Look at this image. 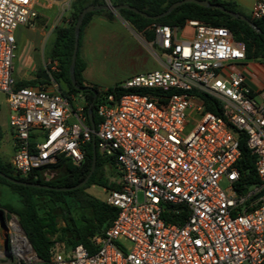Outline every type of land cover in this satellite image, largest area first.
Instances as JSON below:
<instances>
[{
    "label": "built area",
    "instance_id": "1",
    "mask_svg": "<svg viewBox=\"0 0 264 264\" xmlns=\"http://www.w3.org/2000/svg\"><path fill=\"white\" fill-rule=\"evenodd\" d=\"M34 1L0 0V94L11 167L49 180L60 157L82 161L93 133L116 185L103 189L117 210L110 225L90 238V248L55 250L48 264H264V194L254 199L264 190V87L253 90L246 80L244 44L228 28L199 20H187L191 34L181 38L180 27L152 25L146 46L159 68L117 85L131 91L102 94L92 131L84 104L56 83L15 87L14 30L31 23ZM262 17L264 0H256L250 18ZM204 98L219 112L206 110ZM241 134L258 183L243 184L236 166ZM0 213L7 244L0 257L37 262L16 216Z\"/></svg>",
    "mask_w": 264,
    "mask_h": 264
},
{
    "label": "trees",
    "instance_id": "2",
    "mask_svg": "<svg viewBox=\"0 0 264 264\" xmlns=\"http://www.w3.org/2000/svg\"><path fill=\"white\" fill-rule=\"evenodd\" d=\"M112 5L127 4L145 12L148 15H155L163 11L171 2L176 0H108ZM222 5L225 9L238 11L233 1L209 0ZM105 0H73L71 3L69 20L67 25L55 29V37L48 53L50 61L57 62V70L52 71L51 77L58 84L63 95L80 94L84 99V113L87 116V106L92 102V118L95 128L98 124L96 105L102 94L108 92L123 93L131 90L123 89L114 85L105 89H96V97L88 90L79 91L75 89L69 79L68 66L73 48V25L80 10L89 5H98ZM107 10H95L87 12L82 19L78 40L83 26L93 13ZM129 26L141 35L145 40L151 41L154 37L152 25L165 24L171 27H182L189 19L199 20L214 26L228 28L235 40L240 41L245 47L246 59L264 61V17L250 19L259 29L260 33L254 31L245 21L233 18L228 14L215 8H206L191 2L183 3L174 8L166 16L151 19L134 13L133 11L120 8L116 12ZM84 63L76 52L74 76L78 85L86 84L81 71ZM35 80L21 81L15 83V87L33 86ZM205 109L218 113L216 104L204 98ZM240 156L236 166L242 174L243 184L258 183L259 179L254 169V156L250 154L245 144L244 135L239 140ZM92 160L91 140L84 146V156L78 165L70 160L60 157L53 165L57 174L49 180H44L34 170L27 175L15 172L9 160L0 157V172L7 176L27 182H35L55 187H69L79 183L88 173ZM110 170V171H109ZM112 174V166L96 149L95 168L86 183L71 190H55L23 186L11 183L0 177V185L8 186L18 196V205L2 202L0 209L7 213L14 214L18 223L30 243L38 261L34 263L19 264H48L51 255L55 250L66 252L77 244L90 248V238L102 233L115 218L117 210L108 205L104 199H99L87 192V187L97 185L105 189L115 188L114 183H108L105 174ZM58 220L62 222L58 225ZM56 244V245H54Z\"/></svg>",
    "mask_w": 264,
    "mask_h": 264
},
{
    "label": "crops",
    "instance_id": "3",
    "mask_svg": "<svg viewBox=\"0 0 264 264\" xmlns=\"http://www.w3.org/2000/svg\"><path fill=\"white\" fill-rule=\"evenodd\" d=\"M224 1H233L238 12L250 16V9L256 0ZM72 2L73 0H35L32 8L36 15L31 23L15 28L16 54L12 69L15 83L35 80L32 87L46 89H51L56 83L51 73L54 71L53 64L57 62L50 61L48 53L55 37V29L68 23ZM107 11L110 14L99 12L89 17L81 30L77 47L78 56L84 63L81 71L83 81L99 89L118 85L131 75L159 68L153 55L149 54L145 70L133 68L120 75L113 74L112 57L115 52L119 51L123 42L137 41L133 37L125 40L124 35L131 36L134 30L117 13ZM243 72L253 90L264 87V61L247 60Z\"/></svg>",
    "mask_w": 264,
    "mask_h": 264
},
{
    "label": "rangeland",
    "instance_id": "4",
    "mask_svg": "<svg viewBox=\"0 0 264 264\" xmlns=\"http://www.w3.org/2000/svg\"><path fill=\"white\" fill-rule=\"evenodd\" d=\"M191 34V29L184 25L179 28L177 36L179 38L186 37ZM128 37H133L137 42H123L119 47V51H116L113 55V74L120 75L123 72H128L133 70V68H139V70H145L148 67V55L151 54L150 50L147 48L146 45L150 43V41L145 40L141 35L137 32H132L131 36L124 35V39L126 40ZM133 53H130L132 52ZM153 51L158 54L162 53L157 49L156 46L153 47ZM252 60V59H247ZM246 60V61H247ZM73 101L75 103H82L84 102L83 97L80 94H70ZM257 101H259L258 97H255ZM7 106L4 100V95L0 94V157L4 160H8L11 156V128L8 123V115H7ZM110 171V170H109ZM107 177V182L110 183L112 179L113 173L105 174ZM220 185L225 187L224 180L220 181ZM103 187L97 185H91L87 187V192L91 195L99 198L104 199L106 196V192L103 190ZM0 200L2 202L10 203L13 205H18V196L15 194L8 186L1 184L0 185ZM10 214V213H8ZM14 215V214H12ZM15 216V215H14ZM62 222L58 220V225H61ZM3 231L0 230V242L2 241ZM56 245V244H54ZM57 247V245H56ZM0 264H13L8 261V259H4L0 257Z\"/></svg>",
    "mask_w": 264,
    "mask_h": 264
},
{
    "label": "water",
    "instance_id": "5",
    "mask_svg": "<svg viewBox=\"0 0 264 264\" xmlns=\"http://www.w3.org/2000/svg\"><path fill=\"white\" fill-rule=\"evenodd\" d=\"M186 2H191V3H194L196 5L206 7V8L219 9L220 11L228 14L229 16H231L233 18H239L242 21H245L254 31H256L258 33L261 32L260 29L250 19H248L245 15L241 14L238 11L227 10L222 5L215 3V2H211L209 0H176V1L171 2L163 11H161L160 13L155 14V15H148L145 12L140 11L137 8L130 6V5H127V4L112 5L111 3H108V2H104V3L98 4V5L89 4L80 10V12L78 13L77 18L75 20V23L73 25V48H72V53H71V57H70V63L68 66V75H69V79H70L72 86L79 91L88 90V91L92 92L93 98L96 97L97 91L95 88H93L91 85H85V86L78 85L76 80H75V76H74V65H75V57H76V52H77V47H78V36H79L80 25H81L83 16L87 12L95 11V10H110V11H113L116 13L118 9L126 8V9L133 11L134 13L140 14L143 17L151 18V19H157V18L166 16L174 8H176L177 6H179L183 3H186ZM45 79H47V78L45 77ZM87 118H88L90 129L93 131L95 125H94V121L92 118V102H90L87 106ZM91 145H92V160H91V165H90L89 171L86 174V176L76 185L69 186V187H55V186H50V185H46V184L23 181L20 179H16V178L7 176L2 172H0V177H2L5 180H7L11 183H14V184L36 187V188L55 189V190H71V189L78 188V187L82 186L84 183H86V181L88 180L89 176L91 175V173L93 172V170L95 168L96 147H95V140H94V134L93 133H92V138H91ZM243 191H245V188L243 189ZM262 194H264V190L262 192H260L259 194H257L254 197V199L261 196ZM2 222H3V215L0 213V226L2 225ZM5 246H6V240L4 241V239H3V241L0 242V251L1 252H5V250H6Z\"/></svg>",
    "mask_w": 264,
    "mask_h": 264
},
{
    "label": "flooded vegetation",
    "instance_id": "6",
    "mask_svg": "<svg viewBox=\"0 0 264 264\" xmlns=\"http://www.w3.org/2000/svg\"><path fill=\"white\" fill-rule=\"evenodd\" d=\"M5 236H6V233L3 231V234H2V241H3V239H4V241H5ZM7 248V244H6V246H5V249Z\"/></svg>",
    "mask_w": 264,
    "mask_h": 264
}]
</instances>
